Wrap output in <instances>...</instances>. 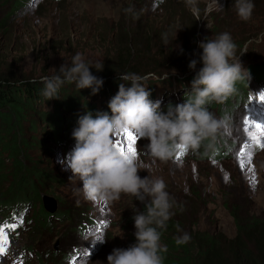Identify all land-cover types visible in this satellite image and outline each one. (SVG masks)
<instances>
[{
	"label": "rangeland",
	"instance_id": "rangeland-1",
	"mask_svg": "<svg viewBox=\"0 0 264 264\" xmlns=\"http://www.w3.org/2000/svg\"><path fill=\"white\" fill-rule=\"evenodd\" d=\"M1 4L0 67L11 71L16 69L31 81L41 82L43 76L56 75L61 65L70 64L72 57L80 53L90 71L103 80L102 88L131 83L119 78H104L97 66L104 65L102 69L111 66L116 34L126 30L130 31L127 35L133 38L131 27L135 25L153 31L148 40V50L138 57L139 62L131 63L134 60L131 58L127 65H144L147 72L152 67L162 65L164 68H159L155 74L197 73L203 66L199 43L214 39L223 32L230 33L236 45L233 62L240 60L244 67L264 63V5L257 3L253 10L255 17L251 16L247 21L237 16L234 0H218L222 9L216 7L215 0H198V15H193L184 0H10V5L5 2ZM129 8L133 11H125ZM139 31L143 32L141 29ZM244 37L248 39L239 48ZM192 60L197 61L195 69L189 68ZM260 71L257 70L254 76H259V73L264 75ZM40 86L37 89L42 95L43 84ZM251 86L253 89V82ZM88 92L89 88L79 89L74 83H65L59 88L57 97L52 99L60 108L66 101H71V104L84 103L95 109L86 99ZM260 92L257 90L254 95ZM175 97H178L177 94ZM168 98L180 103L171 96ZM230 101L232 105L230 103L223 117L219 110L223 109L225 102L214 101L216 107L208 108L221 125L217 136L231 145L232 154L228 159L203 156L195 159L189 152L186 157L177 160L176 156L184 152L179 150L172 159L165 162L157 160L153 164L146 148L149 141L140 138L135 146L136 156L152 164L150 175L162 178L168 193L172 189L179 197L180 194L185 195L187 190L197 193V199L192 193L186 196L190 201L196 200L193 207L198 210L200 229L227 239L236 235L235 219H259L264 222V149L253 144L251 171L240 169L237 156L246 136L242 117L246 115L264 123V114L256 103L255 107L252 103L246 108L239 105L237 98H230ZM239 102L245 103L247 98ZM44 111L51 112L47 107ZM23 112L12 127L0 124V135L2 142H5V145L0 142V158L4 163V170L0 174V194L17 188L23 194H29L35 202V226L29 227L25 236L15 238L13 254L22 245L38 249V254L47 252L45 256L81 243L85 247H93L92 255L81 264H108L107 256L113 249H126L136 243L134 208L143 212L146 210L145 203L128 194H121L118 200L108 202L89 200L82 193H77L75 190L82 188V181L78 178L70 180L73 174L59 159L60 147L54 141L50 125L40 117L42 111ZM60 112L57 110L59 118L62 117ZM256 115L261 116L262 120L257 119ZM1 145L4 147L1 148ZM23 173H26V179H22ZM253 173L255 182L249 183ZM138 174L141 178L149 175L146 170ZM29 186L31 189H28ZM45 207H48V217L39 222L38 212L46 210ZM96 216L108 217L114 225L102 236V240L95 239L96 235H100L96 232L79 236L73 231L75 225ZM177 221H181L180 216ZM185 227H180V230L188 233ZM49 256L51 263L56 264L53 255ZM3 264H13V261L9 259ZM16 264L25 262L16 259Z\"/></svg>",
	"mask_w": 264,
	"mask_h": 264
},
{
	"label": "clouds",
	"instance_id": "clouds-1",
	"mask_svg": "<svg viewBox=\"0 0 264 264\" xmlns=\"http://www.w3.org/2000/svg\"><path fill=\"white\" fill-rule=\"evenodd\" d=\"M184 2L193 15L199 14L198 0H184ZM215 4L218 9L223 8L218 4V0H215ZM233 6L242 21L251 18L255 7L253 0H234ZM125 11L133 10L129 8ZM164 40L167 43L166 34ZM199 47L202 49L200 59L203 66L192 81V91L188 94L185 103L175 106L170 104L166 113L159 111V101L153 102L149 99L150 92L144 86L148 82L144 81L143 77L135 73L122 74L119 79L131 83H119L103 89L101 87L103 80L91 73L90 67L80 53L72 57L70 64L61 65L56 75L41 77L42 95L47 101L56 98L59 88L65 83H74L79 89L91 88L93 93L86 97L89 101L101 90H107L113 96L108 104L111 115L107 112L100 113V109L91 101L90 104L92 103L95 109L81 103L74 105L73 108L60 109L61 119L64 121L66 111L75 113L78 127L72 132L76 144L68 162L62 159L61 148L58 153L60 161L68 166L73 174L70 180L78 178L82 181V188L79 187L75 191L82 193L86 199L112 202L118 200L121 194H128L145 203L146 210L143 212L134 208L136 243L126 249H113L107 256L108 264H163L161 253L167 252V246L160 243L159 230L166 227L173 215L171 211L173 202L165 190L164 180L150 175L153 171L152 164L143 162L136 155H122L113 147V136L128 129L135 132L139 138L147 139L149 143L146 148L153 164L157 160L165 162L172 159L179 150L184 151L182 158L189 152L192 157L193 151L200 149L205 141H208V157L228 159L220 156L219 145L214 146L221 125L206 105L214 101L224 102L236 91V82L246 77L250 78V73L243 68L240 60L233 62L236 57V45L230 33L223 32L214 39L202 41ZM196 65L197 61L192 60L189 68L195 69ZM102 68L103 65L97 66L98 71ZM178 75L183 74H163L158 81L170 80L174 78L172 76ZM46 107L49 108L50 104H46ZM82 108H87V112L78 111ZM103 108L104 111H108L105 105ZM50 127L54 141L59 146L57 136L60 135L61 130L52 124ZM141 170H146L149 175L141 178L138 174ZM24 202L32 205L30 213L34 220V199L30 198ZM5 212H3L4 217ZM100 220L107 221L108 217L104 219L102 216H96L85 219L79 225H75L73 231L79 236L91 232L105 236L109 228L114 225L110 223L111 226L101 227L97 232L93 226ZM32 226H35V220ZM190 239V235L184 233L176 237L175 242L181 245L186 244ZM24 246L26 245L19 247L17 252H20ZM28 248L29 253L23 260L25 264L40 262L53 264L50 254L55 258L56 264H68L63 259L76 252L79 256L75 259V264H81L80 262L89 258L88 255L83 257L81 253H90V256L93 253V247H85L81 243L70 245L68 250L58 249V252H51L45 256L43 255L47 252L38 254V249ZM32 257L34 260H31Z\"/></svg>",
	"mask_w": 264,
	"mask_h": 264
},
{
	"label": "trees",
	"instance_id": "trees-1",
	"mask_svg": "<svg viewBox=\"0 0 264 264\" xmlns=\"http://www.w3.org/2000/svg\"><path fill=\"white\" fill-rule=\"evenodd\" d=\"M1 1L10 5V0H8V2L0 0V6H3ZM253 2L254 4L257 3L264 5V0H253ZM23 3H26V1ZM252 16L255 17L254 12L252 13ZM139 29L143 32L141 33ZM122 31L124 32L122 33L119 31V33L116 34L115 49L113 51L114 59L112 64L110 67H104V69L101 70L100 75L110 80L112 78L117 79L122 74L135 73L143 77L144 81H151L153 78L159 79L161 75L165 74H162V72H160V74H155V71L161 68L162 65L152 67L150 72L144 71V65H127V62L131 61V58L134 59L131 63L136 62L137 64L139 62L138 57L148 50V40L153 30L151 28L144 29L141 25H135L131 27L133 38L130 34L127 35L130 31ZM247 39L248 37H244L241 40L239 48L244 45V42L247 41ZM162 68H164V66ZM259 69L264 71V65L257 68V70ZM255 70L256 69H252L251 67L250 72L257 74V70ZM186 73L188 72L184 71L183 75ZM92 74L95 75L94 72ZM259 74L261 75V73ZM153 75H155V77H152ZM195 75L196 72H193V74H188L184 76V78L187 77V80L193 81ZM176 81L179 82V80ZM242 83V80L236 82L235 94H238L239 87ZM40 84L41 82L31 81L29 77H23V75L19 74L16 69L11 71L8 68L4 67V69H1L0 67V124L3 123L7 127H12L13 124L17 122L20 115L24 113L23 111L36 113H38V111H42L40 113V117L44 118L49 125L52 124L62 127L60 123L62 124L64 120L59 118L57 110H66L69 107L73 108L74 105H79V103L71 104V101H66L67 103L65 102L63 107H57L56 102L53 99L47 101L46 98H41L43 95L39 94L37 89V87H41ZM89 91L90 92L85 94V96L93 93L91 88H89ZM242 99H244L243 96L239 95L237 101ZM224 102L223 109L220 108L219 110L222 117L223 114L227 113L228 106H230V97H228ZM48 103L50 104L49 108L51 112L47 113L44 109L45 105ZM81 104L84 105V103ZM211 106H215L214 102L211 103ZM218 106L219 105H217V107ZM74 116L75 113H72L70 118H73ZM1 136L2 134L0 135V142L5 145V142H2L3 140ZM207 143L208 141H205L200 149L193 151L195 159L201 156L208 158L209 149L207 148ZM215 144L222 146L227 151L230 150L229 142L219 136L216 137L214 146ZM4 145H1V148H3ZM212 153L214 154L215 152L213 151ZM18 164L19 163L17 162V165ZM3 165V160L0 158V174L4 170ZM19 171L17 176L20 173ZM26 177V173H23L22 179H26ZM1 180L2 178L0 177V181ZM27 180L29 179L27 178ZM28 189H31V187L29 186ZM23 193L24 192L21 189L16 188L8 193L6 192L0 194V207L7 208L10 204H16L18 206V204L23 201L32 198L29 194ZM189 193L191 194L192 191L190 192L187 190L185 195L180 194L181 197L174 194L173 189L169 193L170 200L173 202V208L171 209L173 215L167 222L166 227L159 230L161 231L160 243L167 246V252L161 253L163 256V264H264L263 221H260L259 219L249 221L235 219L237 230L236 235L233 238L227 239L214 234L211 235L200 229L199 222L197 221L198 210L193 207V202H196V200L193 201V199L190 201L186 196V194ZM175 195L176 197L174 202L173 197ZM192 196L195 199L199 198L197 193H192ZM185 211H187V214H185ZM47 213L48 212L44 209L38 212L39 215L37 221L42 222L43 219H47ZM179 216L181 221H177ZM45 226H47V223ZM184 226H186L185 228H188L187 234L190 235L191 239L186 244L177 245L175 238L186 233V230H180V227ZM39 264L44 263L40 262Z\"/></svg>",
	"mask_w": 264,
	"mask_h": 264
},
{
	"label": "snow or ice",
	"instance_id": "snow-or-ice-1",
	"mask_svg": "<svg viewBox=\"0 0 264 264\" xmlns=\"http://www.w3.org/2000/svg\"><path fill=\"white\" fill-rule=\"evenodd\" d=\"M251 99V98H250ZM258 102H264V91L258 93ZM242 126L243 131L246 134L245 139L243 141L242 146L239 148L237 152V156L239 158V167L242 171L248 169L251 171L249 166L251 165L253 152L252 147L253 144L258 146L261 149H264V123L257 122L255 120L250 119L248 116L244 115L242 117ZM138 135L128 129H125L123 132L117 133L112 137L113 147L119 151L122 155L131 154L133 156L137 155V148L135 147L139 142ZM183 155V152L177 155L176 159L180 160ZM255 182V175L251 176L249 183ZM22 222V221H21ZM106 227L104 220H100L97 225V232L100 231V227ZM5 227L15 228L16 225H8L0 226V255L6 253L8 245V236L4 231ZM96 240H102V235H96ZM90 257V253H85Z\"/></svg>",
	"mask_w": 264,
	"mask_h": 264
},
{
	"label": "water",
	"instance_id": "water-1",
	"mask_svg": "<svg viewBox=\"0 0 264 264\" xmlns=\"http://www.w3.org/2000/svg\"><path fill=\"white\" fill-rule=\"evenodd\" d=\"M46 210H48V207H45Z\"/></svg>",
	"mask_w": 264,
	"mask_h": 264
}]
</instances>
